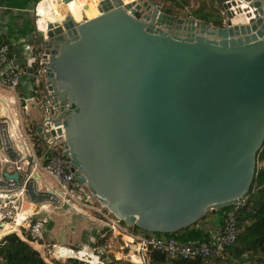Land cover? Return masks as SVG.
I'll return each mask as SVG.
<instances>
[{
	"label": "water",
	"instance_id": "1",
	"mask_svg": "<svg viewBox=\"0 0 264 264\" xmlns=\"http://www.w3.org/2000/svg\"><path fill=\"white\" fill-rule=\"evenodd\" d=\"M212 1L221 25L153 0H99L97 13H67L33 37L77 180L129 227L175 234L251 189L264 141V0Z\"/></svg>",
	"mask_w": 264,
	"mask_h": 264
},
{
	"label": "built area",
	"instance_id": "2",
	"mask_svg": "<svg viewBox=\"0 0 264 264\" xmlns=\"http://www.w3.org/2000/svg\"><path fill=\"white\" fill-rule=\"evenodd\" d=\"M40 1L34 9L35 36L39 31L46 32L47 27L46 20V26H40ZM231 9L237 13L235 7ZM10 54V43L0 40V83L15 94L5 108L16 105L13 112L0 115L1 230L17 225L24 235L18 236L30 245L37 244L34 248L46 261L49 256L52 261L62 263L73 260L82 264H150L155 252L163 254L167 260L197 258L204 263L211 258L224 257L225 251L237 240V212L249 204L248 194L225 211L221 231L212 240L185 242L172 234L147 235L134 231L92 197L87 187L77 180L72 161L67 160L64 120L58 117L60 110L52 103L53 92L47 93V54L37 49L33 59L35 67L31 70L19 67ZM24 74L31 78L32 90L28 97L16 92ZM33 99L40 107L41 120L30 127L24 113L27 114L26 102ZM260 172H264V160L257 156L254 178ZM5 173L17 174V178L7 177ZM257 189L254 183L251 193ZM24 204L31 205L32 211L27 212ZM51 207L71 211L73 215H85L101 223L103 229L94 230L104 239L103 245L99 247L93 242L67 247L44 241L45 230L51 222L48 216ZM45 212L47 214L43 215Z\"/></svg>",
	"mask_w": 264,
	"mask_h": 264
},
{
	"label": "crops",
	"instance_id": "3",
	"mask_svg": "<svg viewBox=\"0 0 264 264\" xmlns=\"http://www.w3.org/2000/svg\"><path fill=\"white\" fill-rule=\"evenodd\" d=\"M38 1L39 0H0V40L5 39L10 43L11 58L19 67L26 68L27 70H31L32 67H35L33 59L37 55V45L33 37L35 36L34 9ZM153 2L159 5L161 9L169 10L172 15L177 17H195V13H212L214 10H220L212 0H153ZM84 16L86 15L84 14ZM219 16L221 17V15ZM31 90V78L27 74L22 75L20 85L17 87L16 92H20L23 96L28 97ZM6 92L9 93V96L5 95ZM12 92L14 91L4 87L0 83V115L4 112H13L10 106L8 109L5 108L10 98L13 99ZM44 177L47 181H51L47 176ZM24 208L27 212L32 211V206L29 204H24ZM220 213L221 214H219V210L215 213H210V217L175 233L176 237L185 242L196 241L203 238L212 240L222 228L225 210L220 209ZM51 225L52 221L48 224L47 231L50 229ZM21 229L22 228H18L19 231H14L12 233L23 235ZM94 229L99 228L93 227L88 241L84 243L88 244L94 242L93 245L100 247L103 245L104 239H102L99 236V232L96 233ZM3 230L0 229V233H3ZM4 235L5 234H3V236ZM3 236H1L0 239ZM33 244L34 243L31 245L35 247ZM35 245L37 246V244ZM152 263L158 264L156 262ZM50 264H52V262H50Z\"/></svg>",
	"mask_w": 264,
	"mask_h": 264
},
{
	"label": "trees",
	"instance_id": "4",
	"mask_svg": "<svg viewBox=\"0 0 264 264\" xmlns=\"http://www.w3.org/2000/svg\"><path fill=\"white\" fill-rule=\"evenodd\" d=\"M161 10L170 13L169 10ZM219 15L220 14L214 15L212 13L194 14L195 18L207 23H213L214 25H220L222 23V19ZM257 155L259 159L264 160V141ZM254 183L257 184L258 189L254 193H251V189L249 190V204L237 212L239 234L236 242L225 251L224 259L211 258L206 263L197 258L167 260L163 254L155 252L151 255V262H156L158 264H264V172H260L254 178L252 185ZM229 207L230 206L223 208V210L226 211ZM207 216L208 215L204 216L196 223L206 219ZM196 223H194V225ZM132 229L137 232L152 235V233L142 231L136 226H132ZM172 235L176 236L175 234ZM204 239L208 240L206 238ZM69 261L73 260H68V263ZM75 262L76 263L73 264H82L78 261ZM54 263L63 264L58 261H53V264ZM68 263L65 262L64 264ZM0 264L50 263L47 262L35 248L22 240L17 234L10 233L0 239Z\"/></svg>",
	"mask_w": 264,
	"mask_h": 264
},
{
	"label": "rangeland",
	"instance_id": "5",
	"mask_svg": "<svg viewBox=\"0 0 264 264\" xmlns=\"http://www.w3.org/2000/svg\"><path fill=\"white\" fill-rule=\"evenodd\" d=\"M212 14L218 15V10H214ZM12 93L14 96L15 95L14 92ZM5 95L9 96V93L6 92ZM26 104H27V114L24 113V117L28 119V123L30 127H35L41 120L40 107L37 101L34 99L28 100ZM9 106L11 109L16 108V105L14 104H10ZM46 214L47 212L43 213V215ZM48 214L50 221H52V225L48 231L46 230L44 236V241L46 242L57 243L58 245H64L67 247H78V246H82L84 242L88 241V238L90 236L93 227L103 229L101 223L91 220L85 215L73 216V213L71 211H66L61 208L51 207V210ZM219 214L221 213L219 212ZM210 216H211L210 213H208L207 217ZM224 258L225 257L221 259ZM46 259L47 261H50L53 264V261L49 256H46ZM66 263H68V261ZM73 263L76 262L69 261L68 264H73ZM150 264H155V263L150 262Z\"/></svg>",
	"mask_w": 264,
	"mask_h": 264
},
{
	"label": "bare ground",
	"instance_id": "6",
	"mask_svg": "<svg viewBox=\"0 0 264 264\" xmlns=\"http://www.w3.org/2000/svg\"><path fill=\"white\" fill-rule=\"evenodd\" d=\"M91 4V9L90 11H85L83 10V6L86 3ZM93 4V5H92ZM99 4V0H75L67 4H63L62 0H41L38 7L41 14V27L46 26L49 22L55 21V20H63L65 15L67 13H71L76 20H81L84 17V14L87 16L92 13H97V9L95 6ZM236 20V19H233ZM45 22V23H44ZM14 231H19L17 225L14 226H7L3 230V233H0V237L3 236V234H9ZM35 247H37L35 244H33Z\"/></svg>",
	"mask_w": 264,
	"mask_h": 264
}]
</instances>
